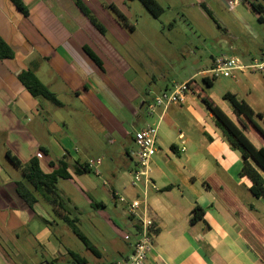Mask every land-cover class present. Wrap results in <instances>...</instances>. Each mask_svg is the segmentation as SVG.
Segmentation results:
<instances>
[{"label": "crops", "instance_id": "1", "mask_svg": "<svg viewBox=\"0 0 264 264\" xmlns=\"http://www.w3.org/2000/svg\"><path fill=\"white\" fill-rule=\"evenodd\" d=\"M80 1L104 27V35L72 0H21L27 16L10 0H0V40L12 54L11 58H0V264H37L39 249L45 253L41 257L54 264H71L70 259H64L67 251L79 255L52 236L41 237L43 231L29 233L25 241L20 240L18 228L33 224L35 218L53 223L54 212L50 209V214L39 200L29 208L18 197L16 183L21 181L17 178L18 169L6 157L7 152L23 166L36 158L44 173L53 171L50 163L66 161L71 178L65 181L87 197L97 190V185L89 174L74 175L72 167L89 166L99 160L97 166L88 168L91 172L102 168L104 176L110 179L108 192L113 204H121L130 223L123 230L110 221L113 231L108 239L109 251L87 238L100 253L92 264H114L131 255L139 223L128 216L127 210L135 199L144 200L139 211L155 222L154 248L146 264H264V199L255 198L250 193V181L239 176L240 154L224 140L213 115L199 98L210 99L237 123L231 106L222 100L226 93L235 95L260 117L256 122L264 131V74H236L234 78L210 80L205 73L217 58L210 55L208 68L193 72L181 82L195 81L183 105L157 109L149 115L147 106L153 98L178 84L170 81L163 86L160 79L152 77V85L146 89V80L141 82L138 71L142 62L125 56L122 50L130 34L156 32L155 23H148L149 27L143 29L140 20L146 19V12L134 2ZM155 1L169 5L175 0ZM189 1L198 7L206 6L218 17L207 0ZM218 1L227 7L231 0ZM235 1L232 8L227 7L239 29L234 39L248 37L250 41H244V47H230L229 56L246 63L263 58L264 0ZM110 5L125 18L131 31L116 21L107 9ZM177 14L180 16L176 19L180 17L185 22L181 24L184 31L200 32L194 17ZM224 27L227 30L225 24ZM167 29L175 28L172 25ZM85 47L101 61V69L87 56ZM34 62L38 63V80L56 96L62 104L60 108L33 98L20 83L19 75ZM203 79L208 80L210 87L205 86ZM143 109L144 115L138 117ZM135 118H139L141 129H157V152L150 163L149 186L142 180L135 187L130 185L131 173L136 170L132 155L135 131L130 126ZM247 135L255 147L264 146L259 134ZM102 136L104 141L117 145L118 156L103 151L93 153ZM58 192L67 196L65 191ZM90 203L105 207L94 200ZM194 209L203 214L190 223Z\"/></svg>", "mask_w": 264, "mask_h": 264}, {"label": "rangeland", "instance_id": "2", "mask_svg": "<svg viewBox=\"0 0 264 264\" xmlns=\"http://www.w3.org/2000/svg\"><path fill=\"white\" fill-rule=\"evenodd\" d=\"M133 2L135 5L142 8L138 2ZM207 3L222 21H218V17L213 15L216 21V23H214L200 7L196 4H191L189 0H175L174 2L171 1L169 5L161 2L159 5L164 9V12L159 19H153L145 11L146 19H141L140 24L143 29H147L149 27L148 23L151 24L153 22L156 25V32H152L150 35H141L138 33L130 34L129 40L122 51L126 54L125 56L135 61L142 62V66L138 68V71L143 78L141 82L146 80V89L152 85V77L156 78V81L160 79L163 86L170 81L180 84L187 80L193 72L208 68L210 55L216 57L229 56L230 47H244V41H250L248 37L234 39V37H237L235 33L238 34L239 29H237L235 25V19L233 18L231 9L220 4L218 0H207ZM177 13L194 17V24L200 32L196 31V33H192L190 31H184V26H181V24L183 25L185 22L181 21L180 17L176 19V17L180 16ZM224 24L227 30H229V35L227 34ZM162 25L164 28H162ZM172 25L175 29L168 30L167 27ZM150 26L151 28L153 27V25ZM261 42L262 41H260L258 45H261ZM196 79L200 81L199 78ZM214 90L218 91V88ZM144 112V109L141 110L138 117H142ZM140 124L139 118H135L131 121L130 126L133 131L137 132L138 130H142ZM237 125L239 124L237 123ZM98 129L101 134L102 132L99 126ZM129 145L130 142L128 143V146ZM102 151L110 153L115 157L118 156L119 149L117 145L113 146V144H109L106 140L104 141L102 136V141L98 143V146H95L93 153L99 154V152ZM95 156L96 155H94V159ZM130 162L132 161H129V163ZM17 171L18 180L23 182L19 170ZM96 171H98L101 176L99 177L94 174L93 169V171L89 173V178L96 183L97 190L92 193L90 192L88 197L82 195L70 181L59 180L57 186L60 191H65L67 194V196L63 198L66 201V207L70 218H76L77 220L76 226L80 233L86 239L89 238L93 244L102 246L109 251L111 245L108 239L113 231V228L110 226V221L117 223L121 226V229L125 230L130 220L123 214L121 204H113L112 197L108 192L110 179L104 176L102 168ZM90 199L94 200L96 203L101 202L105 207L97 208L95 205H91ZM38 200L51 214V208L46 206L40 197ZM53 215L54 216L51 215L53 223L48 219L44 221L40 218H35L32 222L33 224L18 228L17 232L20 240L25 241L29 233L34 235L43 231L44 234H42L41 237L52 236L67 248L79 253V256L84 257L88 264H92L95 261V257L85 249L82 242L72 233L71 229L58 216L55 214ZM8 247L9 246H5L6 249H8ZM42 253L45 255V253L39 249L38 256L40 258L39 261L37 259V264L46 260L48 262L50 261L48 258H42ZM64 259L69 260V257L65 255Z\"/></svg>", "mask_w": 264, "mask_h": 264}, {"label": "trees", "instance_id": "3", "mask_svg": "<svg viewBox=\"0 0 264 264\" xmlns=\"http://www.w3.org/2000/svg\"><path fill=\"white\" fill-rule=\"evenodd\" d=\"M18 10L25 16H27V9L22 4L21 0H10ZM81 14L89 21V23L102 35L105 34L104 27L93 16L90 10L80 1L72 0ZM128 2H138L145 11L153 18L159 19L163 14L164 9L155 0H127ZM204 13L216 23L213 14L204 5H200ZM116 21L125 29L131 31L130 26L126 22L125 18L115 9L114 6H107ZM255 12H258L253 8ZM85 53L90 60L98 67L102 68V63L98 57L88 48H84ZM12 54L5 44L0 40V58H11ZM38 63H31L29 68L23 71L19 75V81L26 89V91L33 98H40L49 102L51 105L60 108L62 104L58 101L56 96L44 86L36 76V70ZM203 83L206 87H210V83L207 79H203ZM189 90H193L195 87V81L190 80L187 82ZM201 103L205 109L210 112L214 117L215 126L220 130L224 140L231 146V148L237 151L242 159V167L239 173L241 178H247L250 183V193L255 198L264 199V146L257 148L248 138L247 134L255 132L264 139V131L258 126L256 118H260L255 115L251 108L242 100H239L235 95L226 93L222 96V100L226 101L232 109V112L237 120V123L231 121L228 116L217 107L210 99L199 96ZM172 150L173 147H171ZM8 161L18 169L23 177V182L16 183V193L18 197L31 208L40 197L43 202L51 208L56 216H58L72 231V233L82 242L85 249L90 252L95 258H100V253L90 244V242L80 233L76 223V218L72 219L69 216L68 209L66 207L65 199L59 194L57 183L59 180H69L71 175L68 171L69 164L60 160L55 165L50 163V167L53 168L51 173H44L41 171L38 161L33 158L29 161L27 166H23L15 157L6 153ZM252 162L256 164V169ZM55 166V167H54ZM74 175L89 174L91 170L88 165H74ZM203 214L202 210L194 209L190 216V223H195L201 218ZM67 256L70 259L71 264H86L85 260L78 254L67 251ZM47 264H54L53 261Z\"/></svg>", "mask_w": 264, "mask_h": 264}, {"label": "built area", "instance_id": "4", "mask_svg": "<svg viewBox=\"0 0 264 264\" xmlns=\"http://www.w3.org/2000/svg\"><path fill=\"white\" fill-rule=\"evenodd\" d=\"M235 3V0L227 1V7L232 8ZM205 74L210 80L220 77L234 78L236 74L263 75L264 57L260 59H252L246 63L235 56H220L215 58L213 66ZM188 92L189 88L187 82L174 85L171 89L160 92L153 98L152 103L147 106L148 114H153L157 109L166 110L173 105H183ZM156 137L157 129L155 126H147L144 129L135 132L133 135L135 151L132 152V155L135 159L136 170L131 173L132 179L130 185L132 187L139 184L141 180L148 186L151 184L148 174L151 159L157 152ZM181 151H184V148H181ZM98 164L99 160L88 167H94ZM94 173L100 177L98 171H94ZM152 188L154 187L152 186ZM142 205H145V202L144 200L139 199L133 200L128 205V216L137 219L139 223L137 240L133 245L131 255L125 260L114 264H146L148 256L153 251L155 222L140 213L139 209Z\"/></svg>", "mask_w": 264, "mask_h": 264}]
</instances>
